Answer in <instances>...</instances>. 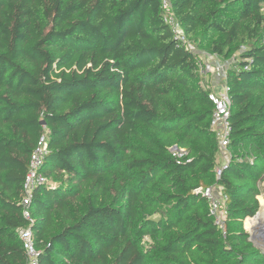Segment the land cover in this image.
Here are the masks:
<instances>
[{
	"label": "trees",
	"instance_id": "obj_1",
	"mask_svg": "<svg viewBox=\"0 0 264 264\" xmlns=\"http://www.w3.org/2000/svg\"><path fill=\"white\" fill-rule=\"evenodd\" d=\"M170 5L191 49L163 0H0V264L29 261L23 188L44 126L51 182L29 206L40 264H264L244 228L264 181V0ZM194 49L230 61L220 177ZM212 186L226 234L197 191Z\"/></svg>",
	"mask_w": 264,
	"mask_h": 264
},
{
	"label": "built area",
	"instance_id": "obj_2",
	"mask_svg": "<svg viewBox=\"0 0 264 264\" xmlns=\"http://www.w3.org/2000/svg\"><path fill=\"white\" fill-rule=\"evenodd\" d=\"M164 19L171 26L176 38H178L188 48H192L184 31L179 26L170 5V0H163ZM202 58V57H201ZM199 61V73L205 86L210 90L209 98L215 105L211 120L212 130L218 138L221 155L225 157L223 164L216 166L217 176L220 177L223 170L226 169L231 161V154L227 148L230 144L232 126L230 118V98L228 95L229 87L227 84V70L230 61L218 59L214 56H208L205 60ZM220 88V90H218ZM49 130L47 126L43 127V133L35 147L30 161L29 171L24 182V196L22 205L24 216L30 221V227L21 230L24 249L29 257L28 264H40L39 251L35 245L31 225L34 220L30 216L29 206L32 199V193L36 187L48 184L51 181L46 177L43 167L46 156L49 153ZM178 157L186 155V150L172 148ZM204 197L207 198L210 205V213L215 217L216 225L226 234V222L228 219L227 197L218 186H212L205 189H198Z\"/></svg>",
	"mask_w": 264,
	"mask_h": 264
},
{
	"label": "water",
	"instance_id": "obj_3",
	"mask_svg": "<svg viewBox=\"0 0 264 264\" xmlns=\"http://www.w3.org/2000/svg\"><path fill=\"white\" fill-rule=\"evenodd\" d=\"M261 210L258 211V213L250 217L252 219H255V223L247 228L244 227L248 233H249V240L254 243L256 247H259L263 249L264 247V219L261 217Z\"/></svg>",
	"mask_w": 264,
	"mask_h": 264
},
{
	"label": "rangeland",
	"instance_id": "obj_4",
	"mask_svg": "<svg viewBox=\"0 0 264 264\" xmlns=\"http://www.w3.org/2000/svg\"><path fill=\"white\" fill-rule=\"evenodd\" d=\"M194 51L198 54V60H201V61H203V60H205L206 59V56H205V54L203 53V52H199L197 49H194ZM202 57V58H201ZM218 90H220V88L218 89ZM218 163V162H217ZM261 188H262V193L258 196V199H260L261 200V208L259 209V210H263V207H264V185H263V183L261 184ZM260 197V198H259ZM259 200V201H260ZM244 226H245V222H244ZM261 249H262V247H261ZM263 251H264V247H263Z\"/></svg>",
	"mask_w": 264,
	"mask_h": 264
},
{
	"label": "bare ground",
	"instance_id": "obj_5",
	"mask_svg": "<svg viewBox=\"0 0 264 264\" xmlns=\"http://www.w3.org/2000/svg\"><path fill=\"white\" fill-rule=\"evenodd\" d=\"M261 217L264 219V207H263V210H262V212H261ZM254 223H255V219H252V218H250V217H247V218L245 219V226H246L247 228L251 227Z\"/></svg>",
	"mask_w": 264,
	"mask_h": 264
},
{
	"label": "crops",
	"instance_id": "obj_6",
	"mask_svg": "<svg viewBox=\"0 0 264 264\" xmlns=\"http://www.w3.org/2000/svg\"><path fill=\"white\" fill-rule=\"evenodd\" d=\"M225 159V157L223 156V155H221V154H219L218 155V157H217V162H218V165H220V164H223L224 163V160ZM263 185H264V181H263ZM262 187V186H261ZM261 191H262V188H261ZM262 193V192H261ZM260 198V197H259ZM260 200V199H259ZM260 202V208H261V200L259 201ZM245 227V226H244Z\"/></svg>",
	"mask_w": 264,
	"mask_h": 264
},
{
	"label": "clouds",
	"instance_id": "obj_7",
	"mask_svg": "<svg viewBox=\"0 0 264 264\" xmlns=\"http://www.w3.org/2000/svg\"><path fill=\"white\" fill-rule=\"evenodd\" d=\"M245 222V221H244Z\"/></svg>",
	"mask_w": 264,
	"mask_h": 264
}]
</instances>
